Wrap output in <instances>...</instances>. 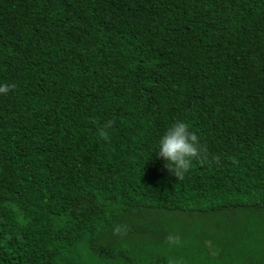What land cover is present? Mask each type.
<instances>
[{
	"label": "trees",
	"instance_id": "16d2710c",
	"mask_svg": "<svg viewBox=\"0 0 264 264\" xmlns=\"http://www.w3.org/2000/svg\"><path fill=\"white\" fill-rule=\"evenodd\" d=\"M0 84V264H264V0H0Z\"/></svg>",
	"mask_w": 264,
	"mask_h": 264
},
{
	"label": "clouds",
	"instance_id": "9594fccd",
	"mask_svg": "<svg viewBox=\"0 0 264 264\" xmlns=\"http://www.w3.org/2000/svg\"><path fill=\"white\" fill-rule=\"evenodd\" d=\"M10 86L0 84V95H6ZM166 162L167 170L176 178L186 174L194 160L201 159L206 148L182 120L172 123L157 139L155 151Z\"/></svg>",
	"mask_w": 264,
	"mask_h": 264
}]
</instances>
